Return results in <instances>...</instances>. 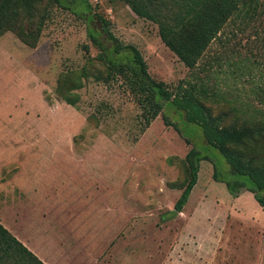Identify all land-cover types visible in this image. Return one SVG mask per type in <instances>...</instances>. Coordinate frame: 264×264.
Segmentation results:
<instances>
[{"label": "rangeland", "instance_id": "rangeland-1", "mask_svg": "<svg viewBox=\"0 0 264 264\" xmlns=\"http://www.w3.org/2000/svg\"><path fill=\"white\" fill-rule=\"evenodd\" d=\"M80 1H38L31 17L19 9L16 24L34 32L29 40L38 35L34 46L14 31L0 36L2 219L32 245L50 226L51 243L62 235L78 239L89 254L78 264H264V208L252 192L231 194L214 180L213 164L223 158L212 146H199L209 159L200 161L182 212L164 216L186 181L185 137L199 142L201 130L180 125L168 108L144 126L135 98L107 77L88 33L100 15L121 42L141 51L155 79L203 82L211 96L202 100L220 125L263 127L264 14L230 20L189 69L157 25L124 1L86 0L96 13L90 24ZM33 179L41 185L29 189L42 196L17 201L26 193L18 187Z\"/></svg>", "mask_w": 264, "mask_h": 264}, {"label": "trees", "instance_id": "trees-1", "mask_svg": "<svg viewBox=\"0 0 264 264\" xmlns=\"http://www.w3.org/2000/svg\"><path fill=\"white\" fill-rule=\"evenodd\" d=\"M43 0H2L0 2V36L14 31L26 44L34 46L36 33L29 40L22 27L17 26L19 9L30 17L36 2ZM49 4H62V0H45ZM113 2L115 0H108ZM141 18L155 23L161 41L186 67L194 69L210 42L226 23L236 17L258 19L264 14V0H119ZM81 4L86 21L93 22L95 14L86 0ZM263 6V7H262ZM99 24L89 26V38L98 48L97 57L107 69V77L121 80L135 98L144 126L167 108L180 122L195 124L202 137L199 142L185 137L178 124L163 113V122L173 126L190 144L184 156L186 181L173 209L167 210V219L176 217L186 204L197 182L199 163L209 159L199 146H212L223 162L213 164L212 177L223 182L231 194L243 189L252 192L257 203L264 208V138L258 123L236 126L220 125L221 116H213L203 98L211 96L203 82L182 80L176 86L150 75L141 51L131 43H123L110 30L108 21L96 15ZM264 35V33H263ZM212 94H216L212 92ZM67 101L74 105L73 101ZM178 112L182 114L179 115ZM179 115V116H178ZM256 124V125H255ZM203 141V142H202ZM225 174V175H224ZM0 264H45L0 223Z\"/></svg>", "mask_w": 264, "mask_h": 264}, {"label": "crops", "instance_id": "crops-1", "mask_svg": "<svg viewBox=\"0 0 264 264\" xmlns=\"http://www.w3.org/2000/svg\"><path fill=\"white\" fill-rule=\"evenodd\" d=\"M37 179H33V182L28 183V181H26V186L27 187H18L20 191H25V196L24 197H19L18 196V200L17 201H23L24 198H27L29 196H32V194L34 192H36L35 189L31 188L33 186H39L41 185V183H39V181H35ZM43 183V181H42ZM47 183V182H46ZM25 184L21 185L24 186ZM20 186V185H19ZM29 187H31L29 189ZM34 188V187H33ZM7 190L9 191L8 193L13 195L11 196V200H15L17 198L16 195V188H7ZM35 195V198L42 196L43 191H37ZM23 204V203H22ZM18 209H16L17 211ZM1 212V211H0ZM14 216L15 213H12ZM0 223L7 228L19 241H21L24 246H26L30 251H32L40 260H42V262H44L45 264H78L80 259H86V257L89 255L88 251H86L87 249L84 248V246L82 245L83 243H80L78 241V239L75 240V242H73L74 240L71 239V237H68L67 235H62L61 237L63 238V240L58 241L56 244L51 243V239L48 237L47 234L53 235L52 232V227H47L49 228V232H43V234L41 232H39L38 234H34L32 237H34V242L33 245L31 242H29L28 239L22 238L20 235V233L18 231H11V224L10 223H6L2 218V216H0ZM44 223V222H41ZM47 226V225H46ZM21 227V225H20ZM29 231V230H28ZM26 231V232H28ZM29 233V232H28ZM54 236V235H53ZM52 238V237H51ZM61 238V239H62ZM72 240V241H70ZM71 243V244H70ZM111 245V243L109 244ZM94 247V246H93ZM93 256L95 257L96 260H99L100 257L102 255H96L93 254ZM97 256V258H96ZM91 258V257H90Z\"/></svg>", "mask_w": 264, "mask_h": 264}]
</instances>
